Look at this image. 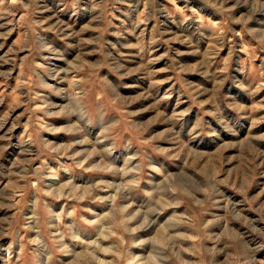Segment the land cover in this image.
<instances>
[{"label":"rangeland","instance_id":"rangeland-1","mask_svg":"<svg viewBox=\"0 0 264 264\" xmlns=\"http://www.w3.org/2000/svg\"><path fill=\"white\" fill-rule=\"evenodd\" d=\"M0 264H264V0H0Z\"/></svg>","mask_w":264,"mask_h":264}]
</instances>
